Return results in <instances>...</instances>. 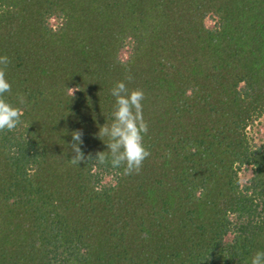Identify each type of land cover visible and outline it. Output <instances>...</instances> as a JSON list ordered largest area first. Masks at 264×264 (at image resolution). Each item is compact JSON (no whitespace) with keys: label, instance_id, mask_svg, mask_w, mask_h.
Here are the masks:
<instances>
[{"label":"trees","instance_id":"obj_1","mask_svg":"<svg viewBox=\"0 0 264 264\" xmlns=\"http://www.w3.org/2000/svg\"><path fill=\"white\" fill-rule=\"evenodd\" d=\"M3 55L25 114L0 132V264L264 251V140L248 132L264 117V0H0ZM121 81L145 93L151 155L131 175L72 164L75 130L85 156L107 150L96 133Z\"/></svg>","mask_w":264,"mask_h":264},{"label":"clouds","instance_id":"obj_2","mask_svg":"<svg viewBox=\"0 0 264 264\" xmlns=\"http://www.w3.org/2000/svg\"><path fill=\"white\" fill-rule=\"evenodd\" d=\"M10 63L7 55L0 56V132L17 130L23 123L22 117L25 114L22 107L13 105L6 98V94L12 91V85L7 79V67ZM127 79L131 80V77ZM111 95L115 97L112 123H105L96 133L106 144L107 150L99 151L94 156L92 153L85 156L81 148L84 143L83 131L78 129L71 133L72 140L68 144L73 153L70 161L79 165L81 161H86L87 164L91 162L94 166L110 165L112 169H122V173L118 172L122 175L138 174L144 161L151 155L144 143L149 130L148 122L143 116L145 93L139 88L130 90L121 81L113 87ZM18 101L19 105L27 103L23 95L18 96ZM251 264H264V251H257L251 257Z\"/></svg>","mask_w":264,"mask_h":264},{"label":"rangeland","instance_id":"obj_3","mask_svg":"<svg viewBox=\"0 0 264 264\" xmlns=\"http://www.w3.org/2000/svg\"><path fill=\"white\" fill-rule=\"evenodd\" d=\"M250 137L254 140V142H261L264 140V117H261L257 120L253 127L249 130Z\"/></svg>","mask_w":264,"mask_h":264}]
</instances>
